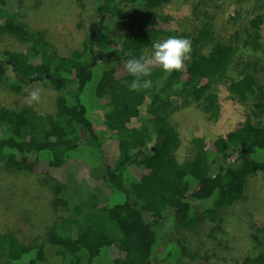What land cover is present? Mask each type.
<instances>
[{"label": "trees", "instance_id": "obj_1", "mask_svg": "<svg viewBox=\"0 0 264 264\" xmlns=\"http://www.w3.org/2000/svg\"><path fill=\"white\" fill-rule=\"evenodd\" d=\"M164 1H95L94 19L87 22L79 46L63 55L41 37L31 38L22 21L3 16L6 0H0V42L22 46L31 39L30 54L18 47L3 49L14 76L6 78L0 62V84L20 92L19 83L31 77L47 79L61 90L48 114L29 105L15 109L0 104L1 165L47 176L57 213V221L39 244H23L7 236L5 259L0 264H14L33 249L29 264H98L102 251L109 264H154L158 221L169 218L175 226L194 227L200 215L191 200L210 199L204 213L213 217L217 209L243 197L249 176L264 174V125L260 121L264 90L258 71L238 59L237 30L228 38L213 34L211 15L203 9L204 19L193 31L175 35L162 26L167 17L156 15V22H150V17L141 22L140 34L112 30L96 50L95 38L107 32V17L124 15L133 4L150 10ZM256 7L260 6L252 8L242 27V42L252 48L259 47L263 21ZM169 36L191 39V59L185 70L168 74L153 67L145 77L153 82L150 89L129 90L134 77L127 72L126 61L153 52V43ZM232 67H237L238 76L230 78L227 73ZM89 83L97 98L107 95L96 122L82 99ZM221 83H226L233 99L245 108L244 119L209 143L192 137L186 155L177 160L178 135L159 109L189 96L216 119L220 114L216 91ZM99 124L115 139L112 159L106 158L104 134L96 129ZM74 162L89 166V173L96 165L101 167L100 178L108 188L104 199L88 193L70 208L60 196L64 184L56 172L68 166L77 173ZM112 248L117 256L109 258L107 251ZM238 264H264V249L244 256Z\"/></svg>", "mask_w": 264, "mask_h": 264}, {"label": "rangeland", "instance_id": "obj_2", "mask_svg": "<svg viewBox=\"0 0 264 264\" xmlns=\"http://www.w3.org/2000/svg\"><path fill=\"white\" fill-rule=\"evenodd\" d=\"M95 1L97 0H6L2 15L22 21L31 38L41 37L59 53L67 55L79 46L87 22L94 19L92 9ZM256 4L260 6L255 9L261 12L263 21L260 26L259 47L252 48L242 42L245 37L242 27ZM203 9L211 15L213 34L228 38L232 37L233 31L239 32L240 37L234 42L238 59L242 64L249 63L258 71L256 74L264 90V0H166L158 8L150 10L133 4L128 6L124 15L106 18L107 32L97 35L95 48L99 51L101 44L113 33L112 30L123 34H140L141 22H146L147 17H150V22H156V15L167 17V22L162 26L170 28L175 35L191 32L204 19L201 14ZM28 40L27 45L22 46L0 42V62L6 78L13 77L14 71L1 52L5 48L18 47L30 54L31 39ZM152 53L145 52L148 56ZM99 60L100 57L94 64ZM227 76H238L237 67L230 68ZM19 84L20 92L0 84L1 105L15 109L29 105L26 102L29 92L40 88L41 101L29 106L40 113L53 112V101L61 90L55 89L49 80L27 77L26 82ZM216 92L220 106V114L216 119L209 117L198 101L189 96L178 97L173 105L168 103L159 109V113L166 115L178 135L179 146L175 151L177 160L181 161L186 155L192 137H202L209 143L244 119L245 108L233 99L226 83L219 84ZM106 98L105 94L97 98L91 83L83 91V102L90 109L95 122L100 118L98 113ZM260 121L264 125V113ZM96 129L104 134L106 158L112 159L115 155V139L102 125H96ZM74 163L78 174H73L74 167L70 169L68 166L56 172L61 174L64 184L60 196L67 201L69 207L72 208L88 193L104 199L108 188L100 178L101 167L96 165L89 173V166L83 168L78 162ZM135 172L139 171L135 169ZM50 181L41 172L12 170L0 163V260L5 259L7 236H12L23 244H39L43 241L46 230L57 221V213L51 204L54 194ZM211 202L210 199L191 200L192 207L200 215L199 222L194 227L175 226L169 218L158 221L154 226L158 234L152 253L154 264H238L244 256L264 249V174L249 176L243 197L217 209L213 217H208L204 210ZM60 211L63 215L66 213L63 209ZM29 255H34V249ZM29 255L14 264H29ZM107 256L116 257L115 249L107 251ZM103 258L102 251L98 264H109Z\"/></svg>", "mask_w": 264, "mask_h": 264}, {"label": "clouds", "instance_id": "obj_3", "mask_svg": "<svg viewBox=\"0 0 264 264\" xmlns=\"http://www.w3.org/2000/svg\"><path fill=\"white\" fill-rule=\"evenodd\" d=\"M151 56L142 54L139 57L132 56L126 61L127 72L134 77L128 85L129 90L139 91L150 89L153 86L151 79H145L151 75V69L159 66L166 73L173 71H184L186 62L191 59L192 42L190 38L169 36L166 39L158 40L152 45ZM42 89L36 88L29 92L26 102L31 105L41 101Z\"/></svg>", "mask_w": 264, "mask_h": 264}]
</instances>
